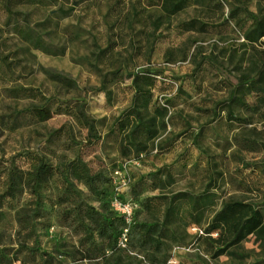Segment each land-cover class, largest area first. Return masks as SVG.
Instances as JSON below:
<instances>
[{"label":"rangeland","instance_id":"1","mask_svg":"<svg viewBox=\"0 0 264 264\" xmlns=\"http://www.w3.org/2000/svg\"><path fill=\"white\" fill-rule=\"evenodd\" d=\"M251 15L264 19V0H0V264H264V224L220 256L205 233L227 203L264 216ZM77 158L91 185L65 173ZM40 163L55 175L35 193ZM126 163L129 227L112 206ZM111 222L129 228L115 249Z\"/></svg>","mask_w":264,"mask_h":264},{"label":"trees","instance_id":"2","mask_svg":"<svg viewBox=\"0 0 264 264\" xmlns=\"http://www.w3.org/2000/svg\"><path fill=\"white\" fill-rule=\"evenodd\" d=\"M9 8V6L7 7ZM182 9L180 5H177L175 9L171 12V14H175ZM255 21L258 23V28L256 30L257 39L264 38V19L258 18L254 15H251ZM193 29L204 32L206 29V24L201 23L198 20L191 22L189 25ZM260 78L256 84L264 82V68L260 73ZM36 116L47 120L51 117L50 111L45 108H33ZM67 172L71 175V177L77 182L87 183L89 185L92 184L93 178L90 174V170L87 164L83 159L77 158L72 161L67 169ZM55 175V170L51 166H47L44 163H40L37 165L34 170L31 172V183L32 189L35 193L38 192V189L42 184L46 183L49 179H52ZM66 177V175H65ZM67 179V177H66ZM14 188L11 187V190ZM164 199V198H163ZM162 197H157L153 199H149V205L147 208L153 212L157 213L156 215H160L164 213L165 204H161L158 207H154L151 205L154 201H165ZM171 208V207H170ZM170 210V209H168ZM93 209H89V215L92 216ZM160 217V216H159ZM124 220L123 218H121ZM264 224V216L262 210L256 205L248 202H231L227 203L223 206L220 211H216L214 214V218L210 221L205 233L207 235H211L213 233H217L218 237L216 239H212L214 243L219 246V250L216 253V256L223 255L228 248L235 246L242 241L246 240L250 235L258 232ZM101 235L103 238L108 239V247L111 249H115L117 247V239L119 235L122 233L119 231L116 223H109L108 225L101 226ZM142 230L147 234L154 228L148 225H142ZM113 230V234H109L108 230Z\"/></svg>","mask_w":264,"mask_h":264},{"label":"built area","instance_id":"3","mask_svg":"<svg viewBox=\"0 0 264 264\" xmlns=\"http://www.w3.org/2000/svg\"><path fill=\"white\" fill-rule=\"evenodd\" d=\"M129 164L130 163H126L123 167L117 169L113 174L116 191L114 192L112 200L114 210L124 219L128 227L132 224L136 212L134 203L124 196L129 190L132 182L131 176L128 174ZM128 227L123 230L120 238L122 243L128 242Z\"/></svg>","mask_w":264,"mask_h":264}]
</instances>
